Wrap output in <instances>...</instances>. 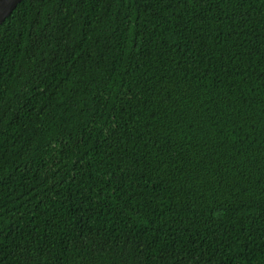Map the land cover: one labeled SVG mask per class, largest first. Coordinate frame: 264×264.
I'll return each instance as SVG.
<instances>
[{"label": "trees", "instance_id": "trees-1", "mask_svg": "<svg viewBox=\"0 0 264 264\" xmlns=\"http://www.w3.org/2000/svg\"><path fill=\"white\" fill-rule=\"evenodd\" d=\"M0 264H264V0H21Z\"/></svg>", "mask_w": 264, "mask_h": 264}, {"label": "water", "instance_id": "water-1", "mask_svg": "<svg viewBox=\"0 0 264 264\" xmlns=\"http://www.w3.org/2000/svg\"><path fill=\"white\" fill-rule=\"evenodd\" d=\"M21 0H0V25L12 13Z\"/></svg>", "mask_w": 264, "mask_h": 264}]
</instances>
